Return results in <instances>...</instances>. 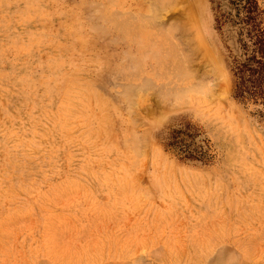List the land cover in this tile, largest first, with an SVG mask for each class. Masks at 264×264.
Wrapping results in <instances>:
<instances>
[{"label": "rangeland", "instance_id": "1", "mask_svg": "<svg viewBox=\"0 0 264 264\" xmlns=\"http://www.w3.org/2000/svg\"><path fill=\"white\" fill-rule=\"evenodd\" d=\"M246 2L0 0V264H264Z\"/></svg>", "mask_w": 264, "mask_h": 264}, {"label": "trees", "instance_id": "2", "mask_svg": "<svg viewBox=\"0 0 264 264\" xmlns=\"http://www.w3.org/2000/svg\"><path fill=\"white\" fill-rule=\"evenodd\" d=\"M245 4L241 32L246 40L242 44L244 57L234 66L235 90L241 98L259 96L264 103V29L256 22L253 0Z\"/></svg>", "mask_w": 264, "mask_h": 264}, {"label": "bare ground", "instance_id": "3", "mask_svg": "<svg viewBox=\"0 0 264 264\" xmlns=\"http://www.w3.org/2000/svg\"><path fill=\"white\" fill-rule=\"evenodd\" d=\"M112 13V12H111ZM114 14V13H113ZM108 15V14H107ZM135 36V35H134ZM63 89V88H62ZM80 106V105H79Z\"/></svg>", "mask_w": 264, "mask_h": 264}]
</instances>
